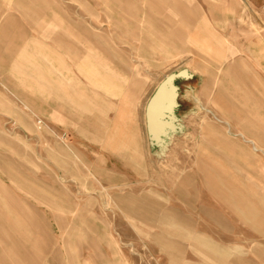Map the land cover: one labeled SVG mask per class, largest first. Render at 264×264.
<instances>
[{
    "label": "rangeland",
    "instance_id": "obj_1",
    "mask_svg": "<svg viewBox=\"0 0 264 264\" xmlns=\"http://www.w3.org/2000/svg\"><path fill=\"white\" fill-rule=\"evenodd\" d=\"M181 1L203 55L153 40V0H0V230L37 264H101L99 252L106 264H264L255 252L264 236L208 191L198 162L212 156L264 196V166L248 165L247 152L211 127L261 131L264 0ZM70 23L120 41L129 85L113 60L100 69L113 77L110 92L90 81L77 65L90 49L66 32ZM213 35L219 57L205 38ZM153 113L168 125L162 145ZM6 247L0 264H11Z\"/></svg>",
    "mask_w": 264,
    "mask_h": 264
},
{
    "label": "crops",
    "instance_id": "obj_2",
    "mask_svg": "<svg viewBox=\"0 0 264 264\" xmlns=\"http://www.w3.org/2000/svg\"><path fill=\"white\" fill-rule=\"evenodd\" d=\"M124 2V0H123ZM125 5V4H124ZM135 3L132 4V9L135 11L138 7H135ZM191 5V4H190ZM183 3L181 0H153V13L158 15L157 19H154V24L157 27V34L155 37L153 36V40L157 39L161 41L164 46H168V48L176 50L177 47L184 48H191L192 51L197 52L198 54H205L203 53L206 49L202 50L198 49V46L200 44L197 34L193 35L190 33L191 27L194 25L190 24L189 20V6ZM196 6V5H193ZM197 7V6H196ZM174 10L178 18H175L170 15H165V10ZM125 10V9H124ZM196 16H199V9L196 8ZM27 16H31L33 14L26 12ZM52 14L59 18L56 11H53ZM123 16V15H120ZM121 18V17H120ZM123 18V17H122ZM60 19V18H59ZM68 21V20H67ZM117 21V20H116ZM118 23H121L117 21ZM14 25L13 23H11ZM15 26V25H14ZM13 27V26H12ZM194 29V27H192ZM120 29V28H117ZM125 29V25H124ZM192 29V30H193ZM66 32H71L76 35V37L79 39H82V42L88 44V48L90 49V54L86 55L83 60L78 62L77 65H87L89 70V79L94 85H98L99 87L104 88L107 92H110V86H113V77L111 76L110 72L102 74L100 72V69H104L106 71L109 70L108 63L109 61L113 60V63L115 67L119 69V71L122 72L121 82L123 85H129L130 83L125 82V67H126V59L125 54L120 48V41H117V45L111 44V42L107 41L106 38L102 37L100 34L96 32L89 31L86 29L81 23H70L69 26L65 27ZM120 32L112 33L117 39H122L119 37V35H126V29L125 30H119ZM131 32V31H130ZM69 33V34H71ZM132 37L139 38L136 35V31H132ZM66 36L69 37L68 34ZM58 39H60L63 43L69 44L68 39L65 40V35L57 36ZM192 37V38H191ZM167 39L166 41H163L161 39ZM209 38L211 44L213 45V48L217 47L218 52L214 54V57L220 56V42L218 36L211 37H205ZM204 38V39H205ZM79 41V40H78ZM205 41V40H204ZM76 41L75 44V52H80V47L77 44ZM119 44V45H118ZM124 45V44H123ZM163 47V45H162ZM155 54V53H153ZM156 55V54H155ZM213 57V59H214ZM104 58L106 59V62H104ZM116 59V61H115ZM96 68L98 71L99 76L93 77L92 76V70ZM116 78V77H115ZM135 85L140 86L141 81L138 79L134 80ZM60 90L65 91L63 85H60ZM96 93L90 95V99L92 101L97 100ZM215 106H218L224 110L225 107L216 104ZM63 108V106H61ZM230 112V111H229ZM216 116V115H215ZM221 119L229 121L226 117L220 116ZM217 120V119H216ZM254 123H257L259 121L258 118H252ZM230 122V121H229ZM218 124V123H217ZM211 127L216 128L222 138H228V140H223L225 143L231 142V143H237L236 146H239L240 149L242 148L245 152H247L248 156L251 158L250 161H248V165L254 166L255 164H261L264 166V122L261 126V131L254 130V129H246L243 128L238 129V132H234L230 123V126H222L220 125H214L212 124ZM241 127V126H240ZM239 137L241 141H235L234 138ZM125 143L129 144V139L125 137ZM116 135L112 133L110 136V141L117 143ZM234 139V140H233ZM122 142V141H121ZM252 142V143H251ZM116 143L112 144L115 145ZM244 146V147H242ZM255 149H254V148ZM254 149V150H253ZM252 161V163H251ZM198 162L200 165V175L204 182L206 183L208 191H210L215 198L222 203V205L232 211L239 219L244 220L247 222L252 229L259 231L264 236V196L259 191L255 190V186L251 183L250 180H244L239 178L236 174V171L232 168H223L218 164V160L213 158L210 155L202 154L198 157ZM205 212H209L212 217H216L215 219L218 220L220 223L223 221L222 216L219 215V213H211V211H207V209L204 210ZM1 221L0 225H2ZM182 222V221H179ZM1 229V226H0ZM3 230V229H2ZM0 230V245L7 244L8 247H6L5 253L9 255V262L11 264H17L19 262L20 264H37L39 262V258L32 259L28 250L25 246H20L16 242L15 234L12 232H5ZM12 231V230H11ZM158 240L162 239V237H158ZM35 247L38 246V243H34ZM166 250L174 249V247L166 243L165 244ZM255 252L262 256L264 259V250L257 246L255 248ZM4 253V254H5ZM2 257H4L3 253L0 254ZM21 259V261H19ZM106 258L99 252L98 254V260L101 264H106ZM23 261H26V263H23ZM241 260H236L234 264H241Z\"/></svg>",
    "mask_w": 264,
    "mask_h": 264
},
{
    "label": "bare ground",
    "instance_id": "obj_3",
    "mask_svg": "<svg viewBox=\"0 0 264 264\" xmlns=\"http://www.w3.org/2000/svg\"><path fill=\"white\" fill-rule=\"evenodd\" d=\"M151 130H152V134H153V137L155 138L156 142L160 143L162 145V141H160V136L161 134L165 132V128L168 127V125H166L164 123V121H160V120H157L156 118V114H152V117H151ZM160 141V142H159ZM252 143V142H251ZM159 145V144H158ZM254 148V147H253ZM255 149V148H254ZM253 149V150H254Z\"/></svg>",
    "mask_w": 264,
    "mask_h": 264
}]
</instances>
